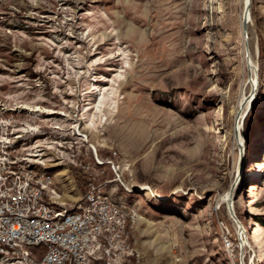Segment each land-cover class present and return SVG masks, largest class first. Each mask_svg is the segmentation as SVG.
<instances>
[{
	"label": "rangeland",
	"instance_id": "rangeland-1",
	"mask_svg": "<svg viewBox=\"0 0 264 264\" xmlns=\"http://www.w3.org/2000/svg\"><path fill=\"white\" fill-rule=\"evenodd\" d=\"M244 9L0 0V176L123 195V264H264V0Z\"/></svg>",
	"mask_w": 264,
	"mask_h": 264
},
{
	"label": "built area",
	"instance_id": "built-area-1",
	"mask_svg": "<svg viewBox=\"0 0 264 264\" xmlns=\"http://www.w3.org/2000/svg\"><path fill=\"white\" fill-rule=\"evenodd\" d=\"M49 190L44 174L0 176V262L123 264L134 254L127 238L139 213L123 195L90 183L64 207L50 200Z\"/></svg>",
	"mask_w": 264,
	"mask_h": 264
},
{
	"label": "bare ground",
	"instance_id": "bare-ground-1",
	"mask_svg": "<svg viewBox=\"0 0 264 264\" xmlns=\"http://www.w3.org/2000/svg\"><path fill=\"white\" fill-rule=\"evenodd\" d=\"M243 2H244V5H245V9H244V20H246L247 22H249L251 20L250 13H249V10H248L249 0H243ZM248 61H249V65L251 66V61H250V58L249 57H248ZM140 188L147 189L145 186H140ZM158 195H161V194H158Z\"/></svg>",
	"mask_w": 264,
	"mask_h": 264
},
{
	"label": "water",
	"instance_id": "water-1",
	"mask_svg": "<svg viewBox=\"0 0 264 264\" xmlns=\"http://www.w3.org/2000/svg\"><path fill=\"white\" fill-rule=\"evenodd\" d=\"M242 25H243V28L245 29L246 28V20H242Z\"/></svg>",
	"mask_w": 264,
	"mask_h": 264
}]
</instances>
